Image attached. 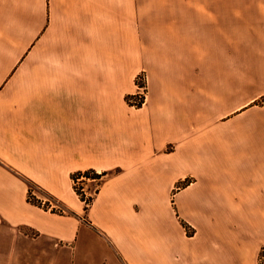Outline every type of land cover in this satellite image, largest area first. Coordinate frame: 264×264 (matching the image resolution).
<instances>
[{
    "label": "crops",
    "instance_id": "1",
    "mask_svg": "<svg viewBox=\"0 0 264 264\" xmlns=\"http://www.w3.org/2000/svg\"><path fill=\"white\" fill-rule=\"evenodd\" d=\"M263 249L264 0H0V264Z\"/></svg>",
    "mask_w": 264,
    "mask_h": 264
},
{
    "label": "rangeland",
    "instance_id": "2",
    "mask_svg": "<svg viewBox=\"0 0 264 264\" xmlns=\"http://www.w3.org/2000/svg\"><path fill=\"white\" fill-rule=\"evenodd\" d=\"M141 74L142 73H140L139 75H141ZM139 75L136 78V85L138 82ZM137 91H138V86H137ZM136 99H137L136 93L128 96V100L131 103L137 105V103H135ZM191 180H192L191 178H187L186 180L182 181L180 183V187L186 186L187 184H189L191 182ZM76 181H79L78 185L76 184ZM186 182H187V184H186ZM74 183H75V187L78 189V191H80V193L84 194L85 197H90L91 195H94L95 191L98 187V180L93 179V178H89V177H85V176L77 178L74 181ZM82 187L84 188V190L81 189ZM260 264H264V249L262 250V253H261Z\"/></svg>",
    "mask_w": 264,
    "mask_h": 264
},
{
    "label": "trees",
    "instance_id": "3",
    "mask_svg": "<svg viewBox=\"0 0 264 264\" xmlns=\"http://www.w3.org/2000/svg\"><path fill=\"white\" fill-rule=\"evenodd\" d=\"M115 172H117V170L98 172L95 169H86V170H80V171H77V172L73 173L72 177H73L74 181L77 178L82 177V176L98 180V187H97V189L95 191V193H96L99 190L100 185L103 183V181H105V179L108 176H110L111 174H113ZM186 184H187V182H186ZM76 190L78 191L77 188H76ZM78 193L81 195L82 199L85 200L86 208H88L89 205L93 202L94 195H91L90 197H85L84 194L80 193V191H78ZM30 199L32 201L36 202V203L41 204V200L38 199L35 195H33V193H30Z\"/></svg>",
    "mask_w": 264,
    "mask_h": 264
},
{
    "label": "built area",
    "instance_id": "4",
    "mask_svg": "<svg viewBox=\"0 0 264 264\" xmlns=\"http://www.w3.org/2000/svg\"><path fill=\"white\" fill-rule=\"evenodd\" d=\"M137 86H138V91L136 92L137 99H136L135 103H137V105H140V104L144 103V101L146 100V97H147V84H146V76L144 73L139 75ZM76 184L78 185L79 181H76ZM81 189L84 190L83 187ZM41 204L48 207V208H57L58 207L57 205H54L49 200H41Z\"/></svg>",
    "mask_w": 264,
    "mask_h": 264
}]
</instances>
